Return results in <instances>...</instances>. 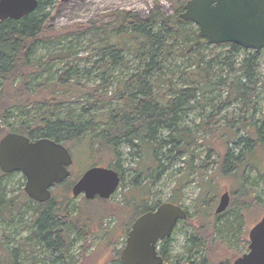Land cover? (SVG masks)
<instances>
[{
  "label": "trees",
  "instance_id": "16d2710c",
  "mask_svg": "<svg viewBox=\"0 0 264 264\" xmlns=\"http://www.w3.org/2000/svg\"><path fill=\"white\" fill-rule=\"evenodd\" d=\"M46 1L38 0V7L34 11L17 20H0V119L7 120L12 111L22 115L14 124L7 126L5 133H20L30 139L50 138L62 143L67 149H77L84 143L83 146L92 157V165H111L120 174L119 186L124 187V169L117 162L112 165L119 155L117 150L120 145L128 144L137 148L138 153H151L156 147L174 144L178 154L190 145H196L189 131L179 124L181 111L187 108L184 103L194 98V92L204 95L215 88L225 87V96L218 97L220 104L215 107L216 111L238 102L242 116L249 112L255 114L257 82L253 75L258 52L251 53L234 43L208 44L198 35L196 25L179 17L187 0H173L170 15L155 4L145 18L132 11H117L108 24L88 22L72 25L63 31L45 28L47 14H38L37 9ZM82 40H89L97 48L87 57L99 56L92 68L100 75H110L93 86L80 81L77 76L79 72L74 67L75 56L71 55L70 47L64 45ZM38 47L48 48L44 57L35 58ZM218 48L225 51L215 53ZM241 52H245L246 56L236 60ZM128 57L135 60L134 69L122 77H113L112 70L108 71L107 68H128ZM170 58L181 59L194 66L193 72L186 73L182 87L173 84L175 72L169 68ZM57 60H64L65 63L56 76L40 77L50 71ZM224 68L233 75L219 77ZM213 75L218 78L212 80ZM37 77L40 80L32 88V80ZM111 80H114L115 85L108 91ZM79 101H82V106L78 114H74L70 103ZM29 113H32L31 117H28ZM208 122L212 120L199 126L209 129L213 134L214 129L208 127ZM228 125L230 128H243L245 137L240 139L242 150L232 157L233 162L222 173L227 175L234 169L240 181L232 191L235 202L225 213L215 218L223 217L231 209L238 210L234 212L233 219L225 218L221 224L227 234L235 236L245 220L242 210L254 205L264 207V170H260L250 160L256 148L264 153V116L259 125L242 121L229 122ZM162 130L169 131L165 137L168 141L161 140L158 143L156 137L159 134L161 136ZM220 157L224 165L231 156L226 152ZM246 165L257 170L258 179L254 183L263 185V197L255 194L253 183L249 186L242 184L243 180L249 183L248 178L242 175ZM134 172L128 182L130 189L120 203L123 208L121 213L127 215L119 234V238H123L121 247L132 222L161 203L159 200L150 203V186L139 182L145 174V166L140 164ZM13 173L0 172V175L10 176ZM71 176L70 172L67 179ZM74 176L75 179L79 177L75 173ZM70 200L68 193L58 199L51 192L49 200L36 202L28 198L23 189L17 195L7 197L4 189L0 188V221L11 222L14 212L22 215L24 205L28 202L32 204L29 235L19 241L17 247L6 243L9 240L8 233H0V264H20L17 261L19 258L27 261V264H46L48 258L51 264H74L75 260L70 257L72 247L77 241H82L85 247L92 235L89 213L93 206L92 200H86L88 206L85 211H76V208L69 206ZM94 200L106 203L108 199ZM168 202L179 204L176 198ZM188 219L187 214L186 222ZM216 224L213 221L209 226L201 224L198 229H192L186 240L185 251L188 255L185 258L170 255L169 237L161 241L159 253L162 264H172V261H175L174 264H211L207 254L210 245L226 243L225 236L220 234L223 229ZM209 235L215 237L210 239ZM244 243L246 245L248 242ZM120 249H113L109 263L123 264Z\"/></svg>",
  "mask_w": 264,
  "mask_h": 264
},
{
  "label": "rangeland",
  "instance_id": "374dc122",
  "mask_svg": "<svg viewBox=\"0 0 264 264\" xmlns=\"http://www.w3.org/2000/svg\"><path fill=\"white\" fill-rule=\"evenodd\" d=\"M155 4L167 15H170L173 11V0H47L46 4L37 9V12L38 14H47L46 29L48 28L49 31H63L69 29L72 25L88 22L96 25L108 24L112 21L113 14L117 11H132L137 13L141 18H145ZM64 45L69 46L71 55L75 56L74 67L79 72L77 76L81 82L86 83L88 86H93L100 82L102 78H109L110 75H100L96 69L92 68L93 62L99 56L95 55L87 59L90 53L97 51V48L89 40H82L79 43L67 42ZM223 51L225 50L218 48L215 50V53H222ZM47 52V47H38L35 58L44 57ZM249 52L252 53L253 50H249ZM244 56H246V53L241 52L236 60L242 59ZM128 60V68L111 67L107 69L108 71L112 70L113 77L127 75L131 72L130 70L134 69L133 65L135 63V60L131 57H128ZM64 63V60H57L51 70L40 77H55L57 71L64 66ZM168 64L170 65L169 68L175 72L173 84L178 88L182 87V80L186 79V73L194 71V66L188 62H183L181 59L174 60L172 58L168 60ZM166 75H169V73ZM232 75L228 74L227 68H224L219 77L228 78ZM40 77L32 80V88L37 86ZM217 78L215 75L211 76L212 80H216ZM253 79L257 82V91L254 95L256 111L253 115L249 112L245 116H242L239 113L238 102H233L229 106L222 107L221 110L216 111L215 107L220 104L218 97L224 98L225 96V87L215 88L204 95L194 92V98L184 103L187 108H183L181 111L179 124L183 129L189 131V134L193 136L192 140L196 141V145H190L184 152L178 154L176 148L173 147L174 144L156 147L151 153L149 151L138 153L137 148H133L128 144L119 146L117 150L119 155L114 159L112 165L117 162L124 169L123 182L125 186H119L106 203L96 200L91 201L93 207L89 214L91 216L92 235L85 247L82 241H77L72 247L70 257L75 260L74 264H111V262L109 263V258L112 256L113 249L121 247L123 238H119V234L122 229V222L125 223L127 217V215L121 213L123 208L120 203H122L121 200L124 199V195L130 189L131 185L128 182L135 173V167L140 166V164L145 166V174L141 176L139 182L150 186V203H156L158 200L164 202L176 198L185 207L189 215L187 222L186 218L177 223L169 237L168 247L170 255H181L182 258L187 257L188 254L185 251L186 240L192 229H198L201 224L209 226L210 222L213 221H216L217 227L223 229L220 234L225 236L226 243H212L210 245L207 254L209 255L211 264H231L236 257L247 251L248 243L245 245L244 242H248V231L262 216L264 207L254 205L250 209L245 208L242 210L245 214V220L235 236L227 234L226 230L221 226L225 218L233 219L234 212L238 210L231 209L232 211H229V213L218 219L215 216L225 213L235 202L232 197V191L237 188L240 181V176L234 173V169L230 170L227 175L222 173L228 169L227 165H231L230 163L233 162L232 157L237 156L239 151L242 150L243 143L240 139L245 137L243 128L237 129L236 126L230 128L228 124L233 121H242L245 123H257L259 125L264 116V49L258 52ZM114 85V80H111L108 84V91H111ZM193 86L195 87L196 84ZM70 104L74 109V114H78L82 101ZM19 114L18 111H12L7 120L0 119V138L5 134L4 130H6L8 125L14 124L22 117ZM31 116L32 113H29L28 117ZM209 119L212 122H208V127L214 129L213 134L209 129L200 128L199 126L204 125ZM95 127L98 128V124ZM88 133L85 132V134ZM168 133V130H162L161 136L159 134L156 137L158 143L161 140L168 141L165 139ZM228 137L233 138L228 139ZM83 145L85 144L81 143L77 149L76 147L73 149L68 148L71 150L69 152L73 158V163L70 167V172L73 176L65 181L68 182L67 184L64 182L57 184L52 190V194H55V197L58 199H62V194L68 193L71 196L69 206L76 208V211H85L88 205L85 203L86 200H84L82 195L72 197L70 193L72 181L75 179L74 173L80 176L93 164L90 153ZM255 150L250 160L252 163L258 165L260 170H264V153L259 148ZM226 152L231 157L223 165V159H221L220 155L223 156ZM242 166L240 167L241 169ZM242 175L249 180L248 183V181H242L241 178L242 184L249 186V184L253 183L255 194L262 195L263 197V185L254 183L258 179L257 170L246 165L243 168ZM24 183L25 179L20 172H14L10 176L0 175V188L4 189V195L7 197L17 195L19 190L23 189ZM224 190H227L230 194L229 205L222 213L214 214L219 197ZM30 207H32V204L28 202L22 208V215H17L14 212L11 222L0 221V233H3V231L8 233L9 240L6 243L9 246L17 247L19 241H22L29 235ZM211 237L213 238L215 235ZM211 237L209 235L210 239ZM50 260L48 258L46 264H51L49 263ZM17 261L23 264L28 263L22 258H19ZM174 262L172 261V264Z\"/></svg>",
  "mask_w": 264,
  "mask_h": 264
},
{
  "label": "water",
  "instance_id": "95a60500",
  "mask_svg": "<svg viewBox=\"0 0 264 264\" xmlns=\"http://www.w3.org/2000/svg\"><path fill=\"white\" fill-rule=\"evenodd\" d=\"M69 1V0H61ZM38 7V0H0V20L19 19ZM179 17L191 21L198 35L210 45L234 43L243 49H264V0H187ZM73 158L60 142L50 138L30 139L15 132L0 138V172H20L23 191L36 202H45L51 190L70 176ZM120 184V174L110 166L92 165L72 184V197L109 199ZM224 190L214 214L229 205ZM182 204L164 201L139 215L127 232L120 251L123 264H162L159 242L171 236L174 227L187 218ZM247 251L231 264H264V213L248 231Z\"/></svg>",
  "mask_w": 264,
  "mask_h": 264
},
{
  "label": "flooded vegetation",
  "instance_id": "af4514ba",
  "mask_svg": "<svg viewBox=\"0 0 264 264\" xmlns=\"http://www.w3.org/2000/svg\"><path fill=\"white\" fill-rule=\"evenodd\" d=\"M184 207V206H183ZM185 208V207H184ZM186 210V209H185ZM187 211V210H186ZM188 213V212H187ZM124 246V244L122 245V247ZM122 247H119V248H121L122 249ZM121 249H120V251H121Z\"/></svg>",
  "mask_w": 264,
  "mask_h": 264
}]
</instances>
